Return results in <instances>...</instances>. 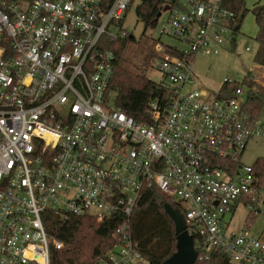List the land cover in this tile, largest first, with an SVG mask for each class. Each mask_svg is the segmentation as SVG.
Returning <instances> with one entry per match:
<instances>
[{
	"label": "built area",
	"instance_id": "2783aa9c",
	"mask_svg": "<svg viewBox=\"0 0 264 264\" xmlns=\"http://www.w3.org/2000/svg\"><path fill=\"white\" fill-rule=\"evenodd\" d=\"M132 1L0 0V264H51L63 243L49 212L116 218L98 264H141L130 216L150 187L183 208L198 257L264 264V240L225 221L260 194L240 158L264 138V119L245 109L242 84L192 87L197 54L233 48L245 0H160L159 34L184 47L152 46L148 65L166 94L148 103V122L117 108L109 90L116 56L107 45L128 33Z\"/></svg>",
	"mask_w": 264,
	"mask_h": 264
},
{
	"label": "trees",
	"instance_id": "16d2710c",
	"mask_svg": "<svg viewBox=\"0 0 264 264\" xmlns=\"http://www.w3.org/2000/svg\"><path fill=\"white\" fill-rule=\"evenodd\" d=\"M237 6L242 10L237 16V27H239L246 10L240 3ZM162 8L163 3L160 0H138L135 11L137 17L143 21L144 27L148 28L156 25V16ZM252 13L258 25L254 62L264 67V4L254 5ZM132 41L134 39L130 38V33H125L113 45H107L114 49L116 56L109 90L114 94L113 104L117 108L137 122H148V103L155 98L163 99L166 93L157 83L142 75L137 66L134 65L132 69L128 58H123V51ZM152 55V49L149 48L142 63L148 65ZM226 83L222 88L228 90V93L242 84L247 91L245 109L255 117L262 115L264 85L254 82L251 79V72H248L240 83L234 81L230 84ZM252 167L259 178L258 190L261 192L264 190V158H258ZM165 203H170L179 213H183L181 206L156 187L145 188L130 216L131 236L147 264H165V260L176 250L174 224L164 211ZM116 220L110 218L96 222L92 217L75 215L63 219L58 214L49 212L47 224L49 232L63 243L61 249L51 250V264H98V258L112 244L111 234ZM194 264L231 263L224 253L214 251L208 259L199 255Z\"/></svg>",
	"mask_w": 264,
	"mask_h": 264
},
{
	"label": "rangeland",
	"instance_id": "374dc122",
	"mask_svg": "<svg viewBox=\"0 0 264 264\" xmlns=\"http://www.w3.org/2000/svg\"><path fill=\"white\" fill-rule=\"evenodd\" d=\"M137 2L135 0L130 4L121 23L124 30L135 39L127 45L122 56L124 59H129L132 69L134 65L137 66L142 75L159 84L162 82L161 74L149 65L142 63L147 50L152 49L156 41L176 45L178 48L184 46L171 37L160 35L158 24L145 28L143 21L136 15L135 6ZM257 4H264V0H245L246 12L240 22L239 34L233 48L225 47L217 55L197 54L195 56L192 67L195 78L193 88L216 92L225 80L240 83L248 72H251V79L254 82L264 85V67L254 62L258 25L254 19L252 8ZM162 16H164V13ZM246 45L251 47L250 51L245 50ZM261 117L264 119V112ZM261 157L264 158V138H253L248 142L240 162L242 164H253ZM252 206V208H248L242 204L237 205L232 215L227 214L225 216V221L229 224V229L232 230H238L248 224L251 233L264 240V190H261L260 194L257 195ZM141 264L147 263L141 261Z\"/></svg>",
	"mask_w": 264,
	"mask_h": 264
},
{
	"label": "water",
	"instance_id": "95a60500",
	"mask_svg": "<svg viewBox=\"0 0 264 264\" xmlns=\"http://www.w3.org/2000/svg\"><path fill=\"white\" fill-rule=\"evenodd\" d=\"M168 7L165 6L163 10ZM161 13L158 12L156 17ZM132 35H130V38ZM164 211L174 224L176 235V250L166 260L165 264H194L198 259V252L194 248L193 238L186 230L183 215L179 213L170 203L164 204Z\"/></svg>",
	"mask_w": 264,
	"mask_h": 264
},
{
	"label": "flooded vegetation",
	"instance_id": "af4514ba",
	"mask_svg": "<svg viewBox=\"0 0 264 264\" xmlns=\"http://www.w3.org/2000/svg\"><path fill=\"white\" fill-rule=\"evenodd\" d=\"M133 37V36H132ZM133 39H134V37H133ZM135 40V39H134Z\"/></svg>",
	"mask_w": 264,
	"mask_h": 264
}]
</instances>
